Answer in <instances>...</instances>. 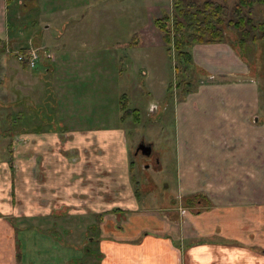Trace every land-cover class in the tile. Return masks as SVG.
<instances>
[{"label": "crops", "instance_id": "1", "mask_svg": "<svg viewBox=\"0 0 264 264\" xmlns=\"http://www.w3.org/2000/svg\"><path fill=\"white\" fill-rule=\"evenodd\" d=\"M165 12L145 7L134 48L165 47L153 22ZM82 39L73 38L74 63L88 58L89 41ZM237 54L227 43L192 47L204 79L218 84L202 82L177 101L181 197L172 210L140 211L127 139L117 126L85 123L79 130L75 121L61 131L46 123L47 131L23 132L11 161L0 163V264H17L15 225L65 233L60 220L73 227L78 217L87 234L98 215L100 264H264V128L252 112L254 90L245 84L251 72ZM73 117L59 120L69 124ZM186 195H198L192 206L183 207Z\"/></svg>", "mask_w": 264, "mask_h": 264}, {"label": "rangeland", "instance_id": "2", "mask_svg": "<svg viewBox=\"0 0 264 264\" xmlns=\"http://www.w3.org/2000/svg\"><path fill=\"white\" fill-rule=\"evenodd\" d=\"M225 1L232 8L237 0ZM170 2L32 0L29 9L24 7L13 13L21 18L12 20L7 30L4 1L0 0V163L11 161L25 131H47L46 126L61 131V125L69 127L75 121L79 130L85 123L117 126L124 130L127 139L129 171L143 202L140 211L146 215L177 207L173 199L181 197V192L176 164V104L186 91L195 92L202 82L215 87L218 80H206L192 68L180 72L178 62L166 47L134 48L133 30L144 23L145 7L162 6L171 15ZM253 17L264 23V6L257 5ZM75 36L89 41L84 49L88 58L84 57L82 63H74L69 57L71 46L79 47L73 41ZM28 43L39 54L32 70L15 59L20 47ZM84 50L81 48L82 53ZM239 51L251 72L250 81L245 84L254 90L256 107L252 112L262 117V131L264 35ZM219 62L226 63L222 59ZM83 67L86 72L81 71ZM230 102L237 103L238 96H230ZM71 112L76 117L71 118L74 121L62 122ZM54 119L62 121L51 122ZM141 141L152 143V152L159 155L163 170L143 162L142 155L134 156ZM63 221L60 224L66 223L67 227L61 225L60 229H65V233L23 230L15 225L17 264H100L98 221L86 226L87 234L83 231L85 221L80 226L78 217L73 227L71 220Z\"/></svg>", "mask_w": 264, "mask_h": 264}, {"label": "trees", "instance_id": "3", "mask_svg": "<svg viewBox=\"0 0 264 264\" xmlns=\"http://www.w3.org/2000/svg\"><path fill=\"white\" fill-rule=\"evenodd\" d=\"M31 2L32 0H6L10 25L12 20L21 18V15L13 16V13L23 10L24 7L29 9ZM171 3V15L163 13L161 17L154 18L153 22L160 32L166 50L178 62L180 72L185 73L192 68L201 77L208 75L193 61L194 45L227 43L243 58L239 49L247 44H255L264 35V23L255 21L253 17L255 7L264 6V0H237L232 8L228 7L225 0H172ZM132 43H135L134 40ZM22 54L24 57L20 64L27 68V47ZM197 198L198 195H186L185 203L192 206Z\"/></svg>", "mask_w": 264, "mask_h": 264}, {"label": "flooded vegetation", "instance_id": "4", "mask_svg": "<svg viewBox=\"0 0 264 264\" xmlns=\"http://www.w3.org/2000/svg\"><path fill=\"white\" fill-rule=\"evenodd\" d=\"M4 1V13H5V17H6V15H7V18H5V26H6V29L8 30V25L9 26H11L10 25V23L8 22V9H7V6H6V0H3ZM26 45V44H25ZM31 46V44L30 43H28V45H26V46H24V47H20V50H18L17 51V54H16V57H15V59H16V61L17 62H19L20 63V60H22L23 59V57H24V55L22 54V52L25 50V48L27 47V48H29ZM36 49V52H37V55H38V59H39V54H38V49L37 48H35ZM37 63V62H36ZM35 66H36V64H35ZM34 66V67H35ZM33 67V68H34ZM33 68H31V70L33 69ZM138 145H137V147H136V151H135V154H134V156H139V155H142V159H143V162H148V163H151V165L152 166H154V168L155 169H158V170H160V168H159V159H158V155H154L153 154V152H152V143H150V142H144V141H141L140 143H137ZM144 147L145 148V150H148V148L150 147V153L149 154H147L146 152L147 151H145V153H144V151L140 148V147ZM141 198V197H140ZM183 207H186V206H188L186 203H185V197L183 198ZM96 221H98L97 222V226H98V223H99V221H100V217H99V215L98 216H96ZM91 226H94V225H91ZM96 226V227H97ZM93 239V237L92 238H90V240H92ZM97 255H98V253H97Z\"/></svg>", "mask_w": 264, "mask_h": 264}, {"label": "built area", "instance_id": "5", "mask_svg": "<svg viewBox=\"0 0 264 264\" xmlns=\"http://www.w3.org/2000/svg\"><path fill=\"white\" fill-rule=\"evenodd\" d=\"M29 56H28V65L29 67H34L36 62L38 61V55L36 52V49L34 48H28Z\"/></svg>", "mask_w": 264, "mask_h": 264}, {"label": "water", "instance_id": "6", "mask_svg": "<svg viewBox=\"0 0 264 264\" xmlns=\"http://www.w3.org/2000/svg\"><path fill=\"white\" fill-rule=\"evenodd\" d=\"M143 151H144V153H145V151H147L146 153L147 154H149L150 153V147L148 148V150H145V148L142 146V147H140Z\"/></svg>", "mask_w": 264, "mask_h": 264}]
</instances>
